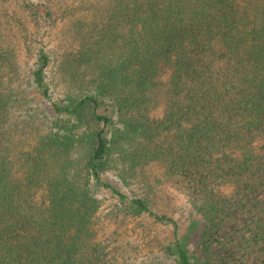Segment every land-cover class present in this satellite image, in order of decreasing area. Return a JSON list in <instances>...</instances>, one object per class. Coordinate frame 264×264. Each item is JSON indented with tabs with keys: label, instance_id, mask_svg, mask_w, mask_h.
I'll return each instance as SVG.
<instances>
[{
	"label": "trees",
	"instance_id": "16d2710c",
	"mask_svg": "<svg viewBox=\"0 0 264 264\" xmlns=\"http://www.w3.org/2000/svg\"><path fill=\"white\" fill-rule=\"evenodd\" d=\"M70 36L26 70L0 27V264H136L101 239L100 185L110 220L173 228L155 264H264V0H98ZM153 167L183 189L184 232Z\"/></svg>",
	"mask_w": 264,
	"mask_h": 264
},
{
	"label": "rangeland",
	"instance_id": "374dc122",
	"mask_svg": "<svg viewBox=\"0 0 264 264\" xmlns=\"http://www.w3.org/2000/svg\"><path fill=\"white\" fill-rule=\"evenodd\" d=\"M34 3L47 5L53 12L50 24L44 19L33 16L25 7L24 0H0V27L3 33L16 45L19 59L23 67L28 69L35 60L37 49L44 45L52 55L72 48L71 28L79 19L86 18L91 12L93 3L98 0H32ZM35 103L51 115L52 107L34 91ZM157 113H160L158 111ZM151 176H157L155 183L153 207L156 211L172 215L179 222L181 232H184L190 219L189 206L183 189L165 180L160 167L151 168ZM103 179L111 183H119L115 172H108ZM97 196L102 200L100 212L101 239L113 241L115 230L123 248H127L134 257V262L155 264L154 257L159 248L173 238V228L170 225L155 223L147 217L131 219L123 224L110 220L107 213L112 209L116 199L112 191L104 186H98ZM223 191L229 193L231 187L224 186ZM129 191V189L124 188ZM113 234V235H112ZM193 249V245L191 246ZM157 259V258H156Z\"/></svg>",
	"mask_w": 264,
	"mask_h": 264
}]
</instances>
